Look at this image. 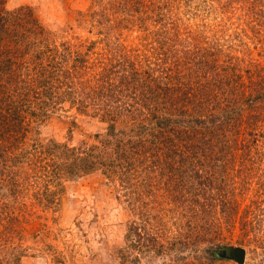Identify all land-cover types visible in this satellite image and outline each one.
<instances>
[{
	"label": "rangeland",
	"instance_id": "1",
	"mask_svg": "<svg viewBox=\"0 0 264 264\" xmlns=\"http://www.w3.org/2000/svg\"><path fill=\"white\" fill-rule=\"evenodd\" d=\"M4 1V9L24 7L37 20L39 45L58 56L62 84L53 96L47 91L42 107L24 116L23 133L11 129L2 134L5 139L0 137L12 144L9 155L14 156L2 161L0 143V263L264 264V187L259 189L264 154L244 147L264 145V120L254 116L264 111L259 109L264 108V0ZM11 71L5 75L16 74ZM144 74L155 77H147L144 87L153 90L147 100ZM97 86L110 91L91 95L88 91ZM166 87L192 120L200 118V129L216 113L214 95L220 103L232 97L236 104L228 103V109L239 106L247 112L241 118L237 112L225 113L240 125L238 134L228 133L237 144L225 157V169L213 178L222 190L211 192V211H198L201 222L213 220L215 228L208 233L199 223L196 232L188 225L193 218L188 208L210 203L193 177L194 167L205 175L196 154L179 157L165 146L152 149L147 134H140V123L155 121L149 109ZM185 87L187 94H180ZM109 122L115 123L128 153L138 143L150 148L149 163L129 164L113 147L105 151L107 166L50 182L52 163L41 152L55 143L81 152L111 140ZM253 122L259 125L255 130ZM112 158L117 166H109ZM184 171L193 177L187 185L194 187L180 184V192L186 189L180 200L171 180ZM219 191L225 195L223 204H233L230 211L227 206L223 210ZM133 223L145 224L155 246L141 249L142 242L140 247L131 244L136 236L124 239ZM237 247L245 249L243 263L226 253Z\"/></svg>",
	"mask_w": 264,
	"mask_h": 264
},
{
	"label": "trees",
	"instance_id": "2",
	"mask_svg": "<svg viewBox=\"0 0 264 264\" xmlns=\"http://www.w3.org/2000/svg\"><path fill=\"white\" fill-rule=\"evenodd\" d=\"M4 2V0H0V88L3 90L0 91L1 139H5L7 136L2 134L11 129L23 133L27 128V122H24V116L33 113V107H42V102L45 98L44 95L47 91L53 96L56 87L59 88V85L62 84V79L60 81L57 73L62 66L57 61L58 56L52 52L50 54V50H48L49 47L45 45L41 47V44L39 45L40 39L36 36V32L41 28L37 20L24 7L15 10L4 9L2 7ZM46 60H48L47 64L45 63ZM47 68L51 69V71L44 73L43 69L47 70ZM11 70L16 74L12 75L13 73H11V75H5V73L10 72ZM31 70H34L35 72L31 73ZM27 71L30 73L27 74ZM19 73H21V75H19ZM147 77L149 81L155 80L153 75L148 74L145 76L144 74L141 76V87L147 86ZM110 85L111 84L109 83V86ZM133 86L134 88H138L139 85L134 83ZM66 87L67 89L71 88L69 83L66 84ZM104 88L105 87L103 86L100 88L97 86L93 88L92 91L88 92H91V95L94 93V95L101 96ZM105 90L108 92L110 91V89L106 88ZM152 91V89L146 88L145 90H142L146 100L148 99V94L146 93ZM183 93L187 94L186 87L180 92V94ZM58 95H55V97ZM207 96V92H205L201 93L199 97L201 100H204ZM209 96L212 97V94ZM55 97H51V99H54ZM42 98L43 100H41ZM212 98L216 99V103L213 105L214 107H212L214 108L213 112L216 113H210L208 123L200 129L197 127L201 125L200 118L195 117V121L192 120V117L188 115L191 113L188 110H185L180 103L179 100L181 99H179L173 91L170 92L169 87H166L161 94V99L154 102V108L150 107L149 109L152 111L155 121L146 124L145 122H142L143 124H139V126L142 127L140 134H147L146 136L152 141L150 142L152 143L150 144V148L153 149L154 146H158L157 149H159V145L165 146L166 149L169 150L168 152H172V156L178 155L179 157H182L184 153L188 152L196 154L195 156L198 158L196 163H198L199 167L205 170V175H200L201 173L194 167L195 172L193 177L199 178L200 190H202L204 196L208 198V201L210 199V203L201 205L200 209L189 207L188 209L193 218L192 220L190 219L191 221L188 225L190 231L194 230L196 232L198 226L197 223H199L201 227L198 228H204L207 233L209 230L215 228L210 224L213 220L208 223L205 221L201 222V220L197 218V215H199L198 211H203L205 209L211 211L213 205L212 198L214 195H211V192H214L213 190L215 189L222 190V187H216L218 184L214 183L215 179L213 178H215L220 168L225 169L227 163L225 157L226 155L231 154L232 147L237 144L236 139L230 137L228 133L233 131L238 134L237 130H239L240 125L238 121L235 119L233 120V115L228 116L225 113L228 112L227 110L232 111L233 113L237 112L240 118L247 113H243V110H241L239 106L233 110L228 109L230 108L228 103L233 105L236 104L232 102V97L230 100L222 97L226 103H220L216 95ZM200 108H204V106ZM261 108L264 110L263 107H260L259 109ZM42 112L43 115L46 114L45 111ZM262 113L264 114V111L261 113H255L254 116L264 120V115L261 116ZM222 116L225 118H222ZM202 119L204 120L205 118ZM148 121H150V119H148ZM193 122L195 125H193ZM108 125L111 128L110 130L114 132H111L113 135L111 136V140L103 139L97 144H90L88 147H84L81 152H78V149L76 151L75 147H69L67 144L59 145L57 143H55L53 147L50 146L47 150L45 149L44 152H41L43 156H49L52 163L51 168H49L50 182H58L62 175L67 173H71V175H83L91 172L100 165L107 166L108 164L106 160L109 159L110 156L107 155L105 151L112 150L113 147L117 150V155H119L121 160L130 159L129 164H132V162L134 163V161L139 163L145 162V164L149 163L148 156L149 153H151L149 147L148 149L139 143L138 148L129 145L132 151L128 153L125 149L127 143L120 141V137L116 134L115 123L109 122ZM257 126L259 125H257L256 122H253L252 128L254 129L255 127L256 129ZM13 132H11V134ZM124 134H126V131H124ZM137 134H139V132ZM261 136L264 138V131H261ZM0 143L2 144L3 142ZM259 145L261 146L255 147L253 143L252 147L251 144H247L246 146L244 144V147L247 150L253 148L258 154H264V145ZM9 148H12V144L6 145L3 143L1 146V157L4 162H9L10 159L12 161V158H14V156L10 158ZM113 160L114 158L109 160L110 167L117 166L118 164ZM108 172H111L110 168H108ZM186 174L187 171L186 173L184 171L174 175L171 182L176 181V188L179 187L180 184L188 189L194 187L187 185V183H191V178L193 177H191L189 173ZM200 177L202 179H200ZM263 184L264 179H262L259 189L262 187L261 190H263ZM176 190H178V188ZM185 190L186 189L184 188L180 192L179 188L178 191H173L176 193L177 198L185 200ZM233 192L234 189L230 188L227 193L232 195ZM216 196H218L217 198H222L219 199V201H221V204L223 205V210L225 209V206H227L226 210L229 209L230 211L233 204L230 202L223 204L226 202L223 199V196H225L224 193H220L219 191ZM236 205H238V203H236ZM248 211L252 213V209ZM141 230H143V232H141ZM135 236L137 239L131 243L135 247L136 245L137 247H140L141 242L145 244L142 245L141 249L151 248L156 244V238L147 232L145 224L141 227L137 223L129 225L124 239H131L130 241H132V238ZM0 238V241L3 240L1 235ZM148 243L149 245H147ZM223 251V248H221V254Z\"/></svg>",
	"mask_w": 264,
	"mask_h": 264
},
{
	"label": "water",
	"instance_id": "3",
	"mask_svg": "<svg viewBox=\"0 0 264 264\" xmlns=\"http://www.w3.org/2000/svg\"><path fill=\"white\" fill-rule=\"evenodd\" d=\"M227 251V249H225ZM227 255H231L235 257V259L240 262V263H243L244 259H245V249L243 247H237L236 249H234L232 251V253L229 251V252H226Z\"/></svg>",
	"mask_w": 264,
	"mask_h": 264
}]
</instances>
